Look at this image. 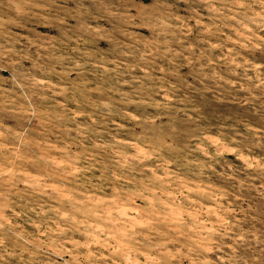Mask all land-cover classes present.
<instances>
[{
    "label": "rangeland",
    "instance_id": "1",
    "mask_svg": "<svg viewBox=\"0 0 264 264\" xmlns=\"http://www.w3.org/2000/svg\"><path fill=\"white\" fill-rule=\"evenodd\" d=\"M0 264H264V0H0Z\"/></svg>",
    "mask_w": 264,
    "mask_h": 264
}]
</instances>
